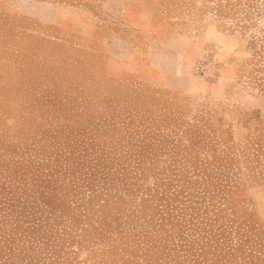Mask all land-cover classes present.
Here are the masks:
<instances>
[{"label": "rangeland", "instance_id": "374dc122", "mask_svg": "<svg viewBox=\"0 0 264 264\" xmlns=\"http://www.w3.org/2000/svg\"><path fill=\"white\" fill-rule=\"evenodd\" d=\"M45 1L100 14L87 0H0V146L47 130L75 138L113 118L115 135L131 119L128 127L177 132L181 142L167 139L159 148L167 158L183 152L191 135L213 138L225 149L221 156L235 158L232 199L239 194L245 215L252 211L264 228V91L251 73L264 0H156L142 13L148 27L141 21L133 34L119 36L132 47L130 65L105 52L104 36L91 37L68 18L50 22ZM191 124L197 129L185 130ZM207 149L199 156L211 158ZM114 243L121 253L124 241ZM106 260L97 254L89 264Z\"/></svg>", "mask_w": 264, "mask_h": 264}, {"label": "trees", "instance_id": "16d2710c", "mask_svg": "<svg viewBox=\"0 0 264 264\" xmlns=\"http://www.w3.org/2000/svg\"><path fill=\"white\" fill-rule=\"evenodd\" d=\"M251 45L264 91V33ZM115 122L0 146V264H89L97 254L103 264H264L263 225L232 199L235 158L198 135L163 157L177 132L128 127L131 119L115 135ZM205 148L211 158L199 156Z\"/></svg>", "mask_w": 264, "mask_h": 264}, {"label": "crops", "instance_id": "0c3cea01", "mask_svg": "<svg viewBox=\"0 0 264 264\" xmlns=\"http://www.w3.org/2000/svg\"><path fill=\"white\" fill-rule=\"evenodd\" d=\"M95 6L98 13L92 11L73 8L63 4H54L51 2H43L51 6L53 10V24H63L67 18L69 23L85 29V33L89 36L96 37L102 35L105 38L104 50L110 55L125 60L129 65L134 60L131 52V45L128 41L119 36L133 34L132 31L137 28L136 25L141 24L148 27V17L142 15L144 11H151L156 0H87ZM83 13V16L81 15ZM67 17H64V15ZM42 21L47 22L44 13L39 15ZM143 16V17H142ZM84 20V22H83ZM167 44V42H166ZM121 49V50H120ZM130 61V62H129Z\"/></svg>", "mask_w": 264, "mask_h": 264}]
</instances>
